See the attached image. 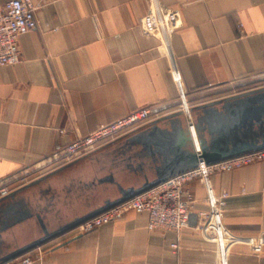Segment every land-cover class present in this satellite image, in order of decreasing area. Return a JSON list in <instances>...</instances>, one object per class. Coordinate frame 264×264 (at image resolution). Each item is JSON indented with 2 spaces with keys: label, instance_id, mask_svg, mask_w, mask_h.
<instances>
[{
  "label": "crops",
  "instance_id": "0c3cea01",
  "mask_svg": "<svg viewBox=\"0 0 264 264\" xmlns=\"http://www.w3.org/2000/svg\"><path fill=\"white\" fill-rule=\"evenodd\" d=\"M152 1L33 0L37 29L20 40L21 62L0 67V188L9 184L13 193L43 179L59 186L63 180L51 177L65 168L57 146L142 108L159 117L179 112L182 92L195 108L264 77V0H157L183 15L169 45L141 29ZM188 190L193 211L181 233L151 231L147 213L129 212L42 245L34 264H224L218 243L197 229L211 195L224 194L221 224L241 239L226 264H264V251L248 245L264 233V161L195 180Z\"/></svg>",
  "mask_w": 264,
  "mask_h": 264
},
{
  "label": "water",
  "instance_id": "95a60500",
  "mask_svg": "<svg viewBox=\"0 0 264 264\" xmlns=\"http://www.w3.org/2000/svg\"><path fill=\"white\" fill-rule=\"evenodd\" d=\"M264 150V87L163 117L0 200V264L179 174Z\"/></svg>",
  "mask_w": 264,
  "mask_h": 264
},
{
  "label": "built area",
  "instance_id": "2783aa9c",
  "mask_svg": "<svg viewBox=\"0 0 264 264\" xmlns=\"http://www.w3.org/2000/svg\"><path fill=\"white\" fill-rule=\"evenodd\" d=\"M37 9L33 0H10L0 6V67L14 66L21 62L20 40L24 35L37 29ZM140 26L145 35L169 45L170 39L183 29L185 24L180 9L162 5L157 0H153L149 12L142 17ZM172 72L175 82L181 87V73L176 67ZM182 100H184L183 92ZM180 111H185L182 106ZM158 119L159 115L150 107L133 111L114 123L100 126L84 138L66 146H57L56 157L61 158L64 165H68L129 136ZM263 161L264 150H260L211 165L203 163L196 169L179 174L149 191L95 216L73 231L77 235L86 234L103 225L115 222L129 212H135L148 214V229L151 231L162 229L181 233L189 228L193 211L194 199L188 190V185L191 182L200 179L207 183L212 174L230 172L245 165ZM12 190L9 184L3 185L0 188V198L8 196ZM227 198L228 194L221 197L211 195V209L199 212L197 223V229L206 238L218 243V251L224 264H226L231 248L241 241L229 234L220 221V210L225 205ZM248 245L254 254H261L264 251V233L249 239ZM172 247L177 249L179 245L175 243ZM40 249L38 247L5 264H34L42 258L43 252Z\"/></svg>",
  "mask_w": 264,
  "mask_h": 264
},
{
  "label": "rangeland",
  "instance_id": "374dc122",
  "mask_svg": "<svg viewBox=\"0 0 264 264\" xmlns=\"http://www.w3.org/2000/svg\"><path fill=\"white\" fill-rule=\"evenodd\" d=\"M262 86H264V77L261 78L260 81H258V82L247 84V85L236 86V87L233 86V87H231V88H229V89H227L225 91L222 90V92H223V95L226 94L227 96L230 95L229 97H231V96H234V94L235 95L242 94L246 90H252V89H255L257 87H262ZM187 102H188V98H187ZM179 103H180V106H182L183 100L181 98H180ZM24 180L26 182L27 180H29V178L25 177Z\"/></svg>",
  "mask_w": 264,
  "mask_h": 264
},
{
  "label": "bare ground",
  "instance_id": "6f19581e",
  "mask_svg": "<svg viewBox=\"0 0 264 264\" xmlns=\"http://www.w3.org/2000/svg\"><path fill=\"white\" fill-rule=\"evenodd\" d=\"M190 108H192V107L189 105V103L187 102V100L184 99L183 100L182 109H184L186 112H188ZM185 111H183V112H185Z\"/></svg>",
  "mask_w": 264,
  "mask_h": 264
},
{
  "label": "trees",
  "instance_id": "16d2710c",
  "mask_svg": "<svg viewBox=\"0 0 264 264\" xmlns=\"http://www.w3.org/2000/svg\"><path fill=\"white\" fill-rule=\"evenodd\" d=\"M264 86H262V87H257V88H255V89H252V90H246L245 92H243V93H246V92H249V91H253V90H256V89H260V88H263ZM161 118H163V117H159V119H161ZM158 119V120H159ZM157 121V120H156ZM73 163V162H72ZM71 164V163H70ZM69 165V164H68ZM66 166V165H65Z\"/></svg>",
  "mask_w": 264,
  "mask_h": 264
}]
</instances>
